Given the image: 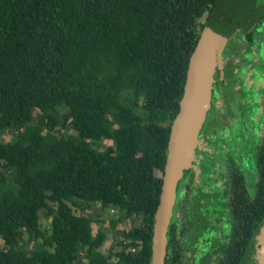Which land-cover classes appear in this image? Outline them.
Masks as SVG:
<instances>
[{
	"label": "trees",
	"instance_id": "trees-1",
	"mask_svg": "<svg viewBox=\"0 0 264 264\" xmlns=\"http://www.w3.org/2000/svg\"><path fill=\"white\" fill-rule=\"evenodd\" d=\"M215 2L0 0V133H14L0 139V264H151L171 126ZM222 159L215 189L193 184L195 155L183 172L163 264H239L264 213V122L250 186ZM92 203L115 217L108 253Z\"/></svg>",
	"mask_w": 264,
	"mask_h": 264
},
{
	"label": "rangeland",
	"instance_id": "rangeland-1",
	"mask_svg": "<svg viewBox=\"0 0 264 264\" xmlns=\"http://www.w3.org/2000/svg\"><path fill=\"white\" fill-rule=\"evenodd\" d=\"M264 3V0H256L255 5L259 7ZM264 7V6H263ZM263 7L260 9L262 10ZM263 15H258L257 18L253 19L256 21L257 31L252 35L251 44L248 45L249 51L244 56L247 62L251 61L249 68L241 67L242 76L241 80L235 76H223L222 69H225L227 62H237L238 59L236 54L243 55V52L235 50L233 47L238 41L237 36H232L231 43H228L219 53L215 69L214 78L217 80L219 85V91L215 90L214 99L211 101L210 109L206 116V123L204 124L202 135L199 140L198 148L196 149L195 155V175L193 178V184H198L204 190L215 189L221 182L222 177V156L224 157V152L227 149L232 148L231 151L241 164L245 152L248 153V159L251 160L250 151L253 142L262 134V109L261 106L264 103V61L262 55V44H264V20L260 19ZM251 21V22H253ZM248 27V26H247ZM246 27V28H247ZM236 32H240L237 30ZM233 39V40H232ZM246 40H250V36L245 37ZM244 43L245 40L243 41ZM246 45V44H243ZM259 45V48H257ZM225 58V62L223 60ZM231 67L233 64H228ZM246 65V64H244ZM228 79L227 84L230 85L229 89L225 91L224 98L221 97L220 92L225 83L224 80ZM243 107V110L240 108ZM216 133L211 136V132ZM64 132H73L71 127L68 126L62 129ZM14 135L12 131L0 133V139L2 141H7L11 139ZM225 138V140H224ZM108 140L102 141L98 146L102 148V145L108 144ZM226 146V148H225ZM210 161L217 164L218 170H213V172L204 175L201 169L204 170ZM245 161V160H244ZM248 163V162H247ZM251 165V166H249ZM245 174L247 178L248 185L250 186L251 181L254 176L253 164L248 163V168L245 169ZM183 188V182H180L177 196L180 197ZM74 211L79 213V209L74 208ZM88 216H91L95 220H102L101 229L106 232V240L102 242L99 249L108 253L112 246V241L117 238V232L112 230L111 224L115 217L112 216L113 211L102 210L98 203H92L87 207L86 212ZM138 220L135 218L123 220L122 222H117V228L132 226L137 224ZM40 222L42 225L47 224V218L40 212ZM93 231L98 226V223H93ZM28 244L27 247H30ZM3 246V241L0 238V247ZM117 249V246L113 247V250ZM111 255V254H110ZM74 264H85L83 260H77Z\"/></svg>",
	"mask_w": 264,
	"mask_h": 264
},
{
	"label": "water",
	"instance_id": "water-1",
	"mask_svg": "<svg viewBox=\"0 0 264 264\" xmlns=\"http://www.w3.org/2000/svg\"><path fill=\"white\" fill-rule=\"evenodd\" d=\"M256 0H216L189 57L183 93L169 138V146L154 215L151 264H163L167 227L177 185L193 161L200 128L210 106L213 73L221 50L246 28L259 11ZM239 264H264V213L253 229Z\"/></svg>",
	"mask_w": 264,
	"mask_h": 264
},
{
	"label": "flooded vegetation",
	"instance_id": "flooded-vegetation-1",
	"mask_svg": "<svg viewBox=\"0 0 264 264\" xmlns=\"http://www.w3.org/2000/svg\"><path fill=\"white\" fill-rule=\"evenodd\" d=\"M263 6H264V3H262L261 5H259V7L257 8L259 11L256 13V18H257L258 15H261V16L263 15V17L260 19V21L261 20H264V7ZM262 7H263V9L260 10ZM255 24H256V21H253V22H251V24L247 28L239 29L240 32L239 33L236 32L233 35V36H237L238 37V41L239 42H237L236 44H232L233 42H231V39L228 40L229 41L228 43H231L232 45H234L233 47L235 48V50H238L239 49L240 51H242L243 52V55L236 54V57L238 59L237 62H230V63L227 62L228 64H233V65L231 67L227 68L229 65L226 64L225 69H222L221 70L222 71V74L221 75L228 76V74L229 75L231 74V76L233 75V76H235V77H237V78H239L241 80V76H242L241 67L244 66L245 68H249L250 63H251V61L247 62V60H246V58L244 56L249 51L248 45L251 44L252 35L257 31V28H256L257 25L255 26ZM246 36H250V40H246L245 39ZM244 40H245L246 43L243 42ZM228 43H226V45ZM243 44H246V45H243ZM257 48H259V45H257ZM261 48H262V55H263V61H264V44H262V47ZM224 62H225V58L223 60V63ZM244 64H246V65H244ZM214 74L215 73H213V83H212V88H211L210 106H211V101H213L212 99H214L212 96H214V93H216L215 90H217V92L219 91V88L217 87V85H219V83L214 78ZM227 81H229V80L228 79H225L224 80L225 85L222 88H220V89H222V91L220 92V94H221V97H223V98H224L225 91L227 89H229V87H230V85L227 84ZM210 106H209V109H210ZM209 109L206 112L205 119H204L203 124H202V126L200 128V131H199V134H198L197 143H196V147H195V151L198 148V144L200 143L199 140H200V137L202 135V130H203L204 124L206 123V116H207V113H208ZM261 109H262V118H261L262 123L261 124H262V132H263L264 103L262 104ZM240 110L244 111L243 110V107H241ZM212 130H214L215 132L214 133L211 132V136H213L216 133V129H212ZM260 137H261V134L257 138V140L255 142H253V145L251 147V151H250L251 160L248 159V155L249 154L246 153V152L244 154V157H243L244 159L242 161V164L236 159V161L239 163V165L241 166V168L244 171V173H245V169L248 168V163L249 164H253V150H254V147L257 144V142H258V140H259ZM224 140H225V138H224ZM225 148H226V146H225ZM195 151H194V153H195ZM231 151H233L232 148L225 150L224 153L226 154L228 152V153H230L234 157V155H233V153ZM249 166H251V165H249ZM183 178H184V180L181 178L178 184H180V182H183V185H184V183L186 182L187 176H184ZM221 182H222V180H221ZM221 182H220V184H221ZM177 191H178V189H177ZM176 197H177V195H176Z\"/></svg>",
	"mask_w": 264,
	"mask_h": 264
}]
</instances>
